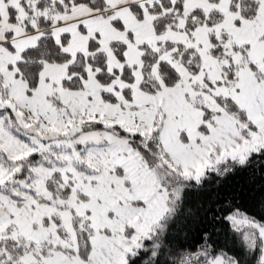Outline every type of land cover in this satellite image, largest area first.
Returning a JSON list of instances; mask_svg holds the SVG:
<instances>
[{
	"label": "snow or ice",
	"instance_id": "6c2138e0",
	"mask_svg": "<svg viewBox=\"0 0 264 264\" xmlns=\"http://www.w3.org/2000/svg\"><path fill=\"white\" fill-rule=\"evenodd\" d=\"M0 264H264V0H0Z\"/></svg>",
	"mask_w": 264,
	"mask_h": 264
},
{
	"label": "trees",
	"instance_id": "16d2710c",
	"mask_svg": "<svg viewBox=\"0 0 264 264\" xmlns=\"http://www.w3.org/2000/svg\"><path fill=\"white\" fill-rule=\"evenodd\" d=\"M243 179H244L243 177L237 176L234 178V180L230 181L229 184L234 186V187H238Z\"/></svg>",
	"mask_w": 264,
	"mask_h": 264
}]
</instances>
